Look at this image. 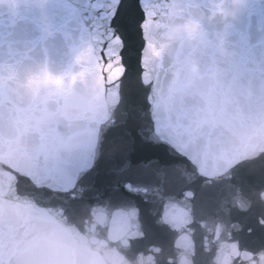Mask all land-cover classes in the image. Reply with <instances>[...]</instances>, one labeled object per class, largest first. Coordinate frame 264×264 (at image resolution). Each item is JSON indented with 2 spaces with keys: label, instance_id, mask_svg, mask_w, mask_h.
<instances>
[{
  "label": "snow or ice",
  "instance_id": "obj_1",
  "mask_svg": "<svg viewBox=\"0 0 264 264\" xmlns=\"http://www.w3.org/2000/svg\"><path fill=\"white\" fill-rule=\"evenodd\" d=\"M3 2V0H0ZM112 0H105L106 5H111ZM139 16L136 19V16ZM97 17H102L101 26L104 30V35L101 36L98 61L111 62L112 53L109 52V45L112 40H118L126 47L127 37L126 32L133 27L138 33L140 44V60L145 59L146 51L151 54L159 55L156 51V44L160 43V48L166 47V43L179 38L182 34L187 33L194 35L199 31V25L189 20L186 23H180L182 16V8L176 0L168 2V0H117V3L111 7H101L96 10ZM109 39H104L108 36ZM124 48L121 49L119 55L123 56ZM90 57L87 53L81 54L77 58V62L87 61ZM97 63L100 71H103L102 63ZM84 71H87L85 69ZM81 72L80 75H83ZM70 78L74 81L76 74L69 73ZM14 78V74L9 70L5 77L0 73V87H4L5 81L10 82ZM46 81L52 80L55 83H61V78H53L47 73L44 74Z\"/></svg>",
  "mask_w": 264,
  "mask_h": 264
}]
</instances>
